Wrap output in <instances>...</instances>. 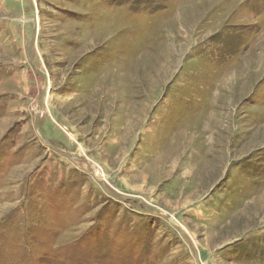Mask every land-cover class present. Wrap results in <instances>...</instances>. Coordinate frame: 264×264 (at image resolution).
Here are the masks:
<instances>
[{
  "label": "rangeland",
  "instance_id": "374dc122",
  "mask_svg": "<svg viewBox=\"0 0 264 264\" xmlns=\"http://www.w3.org/2000/svg\"><path fill=\"white\" fill-rule=\"evenodd\" d=\"M31 1L0 0V264H196L175 227L264 264V0Z\"/></svg>",
  "mask_w": 264,
  "mask_h": 264
},
{
  "label": "water",
  "instance_id": "95a60500",
  "mask_svg": "<svg viewBox=\"0 0 264 264\" xmlns=\"http://www.w3.org/2000/svg\"><path fill=\"white\" fill-rule=\"evenodd\" d=\"M29 2H30V4H31V6H32L33 12H35L34 6L32 5V1L29 0ZM33 23H34V28H33V32H32V34H31V40H30V44H29V47H28V50H27V62H28V64H29L31 70H32L34 73H36L37 75H39L40 77H42V78L46 81V76H44V74H42L41 72L37 71V70L32 66V64L30 63V61L28 60V54H29V52H30V48H31V46H32V42H33V40H34V38H35V32H36V19L33 21ZM44 96H45V89L43 90V92L41 93V95H40V97H39V99H38V102H39V103L42 101V99L44 98ZM37 116H38V115H37ZM34 131L36 132V135H37L38 139L40 140V142H41L42 144H44V145L47 147V149H49V150H51V151H53V152H56V153L59 154L60 156H64V157L69 158V159H74V160H81V161H83L82 159H79V158H76L75 156H72V155L66 154L65 152H62V151H60V150H58V149H56V148L50 146V145L46 142V140L41 136V134H40V132H39V130H38V121H37V117L35 118V121H34ZM86 165L90 168V170H91L92 173H93V169H91L90 165H88L87 163H86ZM94 177H95V176H94ZM96 180H97V182L99 183V185L103 188L104 192H106L105 189H104V187H103V185H102V183L99 182L97 178H96ZM106 193H107V192H106ZM107 194H108L111 198H114V199H117V200H122V201L125 200V198L117 197V196L111 195V194H109V193H107ZM134 201H137V202L141 203V204L143 205V207H145V209H146L150 214L153 213L152 210H150V209H149L144 203H142L141 201H139V200H134ZM175 228H176L177 230H179V231H180V232L186 237V239L188 240L189 244L192 246V249H193V251H194V261H195L196 264H199V263H198V258H197V256H196V252H195V250H194V246H193L192 242L190 241V239L188 238V236L185 234L184 231H182L181 229H179V228H177V227H175Z\"/></svg>",
  "mask_w": 264,
  "mask_h": 264
},
{
  "label": "bare ground",
  "instance_id": "6f19581e",
  "mask_svg": "<svg viewBox=\"0 0 264 264\" xmlns=\"http://www.w3.org/2000/svg\"><path fill=\"white\" fill-rule=\"evenodd\" d=\"M130 78V77H129ZM94 173V172H93Z\"/></svg>",
  "mask_w": 264,
  "mask_h": 264
}]
</instances>
